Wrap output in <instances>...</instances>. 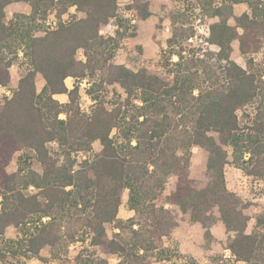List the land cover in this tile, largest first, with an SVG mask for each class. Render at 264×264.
Listing matches in <instances>:
<instances>
[{
    "label": "trees",
    "instance_id": "16d2710c",
    "mask_svg": "<svg viewBox=\"0 0 264 264\" xmlns=\"http://www.w3.org/2000/svg\"><path fill=\"white\" fill-rule=\"evenodd\" d=\"M240 2L248 8L237 18L241 33L221 21L211 25L208 41L229 61L237 40L246 66L229 61L223 80L201 79L189 42L193 31L175 21L167 43L169 60H177L166 81L112 61L113 39L101 30L117 16L118 0H0V86L9 87L15 61L26 64L17 87L0 103V236L10 226L23 229L33 222L34 232L19 241L24 255L39 257L48 248L58 264H110L102 257L71 262L69 247L88 240L116 256L115 264H152L153 257L165 256V239L178 226L166 207L174 205L205 228L207 239L217 212L230 234L232 258L264 264V211L248 233L249 203L227 189L224 173L231 165L264 180V0ZM13 3L27 4L30 13L8 18ZM71 7L84 17L64 21ZM53 11L56 24L45 27ZM80 50L84 60L77 58ZM38 74L44 80L40 92ZM68 77L88 81L95 100L89 113L80 110L79 85L66 87ZM114 84L123 101L111 109L97 104L96 93ZM59 94L67 102L54 98ZM255 98L254 117L241 127L238 112ZM194 147L211 151L206 167L216 173L212 187L200 188L190 177ZM25 151L34 153L40 171L9 173L12 156ZM170 179L175 187L164 195ZM30 187L35 193H26ZM124 195L134 211L126 220L118 218Z\"/></svg>",
    "mask_w": 264,
    "mask_h": 264
},
{
    "label": "rangeland",
    "instance_id": "374dc122",
    "mask_svg": "<svg viewBox=\"0 0 264 264\" xmlns=\"http://www.w3.org/2000/svg\"><path fill=\"white\" fill-rule=\"evenodd\" d=\"M147 4L145 7L144 4ZM248 11L245 3L240 0H118L117 16L108 25L104 26L101 34L110 36L113 39L110 53L112 61L118 65H123L133 72L145 71L151 75H157L168 81L172 78L171 63L176 61V57L169 60L168 39L170 38V25L177 21L183 23L184 27L192 29L193 37L189 40L195 44L194 59L200 62L198 70L201 79L207 77L223 80L225 69L232 61L242 67L246 66L247 57L239 50L238 41L231 42L229 61L218 56L217 46L208 41L209 29L211 25L226 21L230 27H236L238 33L241 29L237 25V18ZM7 16L12 18L14 14H29L30 7L25 3H16L7 8ZM142 16H144L142 18ZM84 17L83 13L71 7L62 17L64 21L74 18ZM53 20L56 22L55 11L51 12L46 22ZM45 27L46 24H45ZM42 35V32L37 33ZM77 58L84 60L82 51H78ZM26 64L21 59L15 61L11 67L14 77L22 76L25 73ZM38 92L41 91L44 80L40 75L36 79ZM68 87L73 89L79 85V105L80 110L89 113L95 105V100L87 93L89 86L81 87L83 81L67 79ZM87 85V83H86ZM9 90L13 89L9 87ZM97 104L102 103L107 109L117 106L125 98L123 90L118 85H108L105 89L96 93ZM7 97L0 92V103ZM259 99L255 98L242 111L238 112L240 126L249 125L254 117L255 108ZM63 118L64 116L61 115ZM115 142L118 146L122 144L120 137L114 132ZM52 151H57L55 144L50 145ZM101 145L98 141L93 144L94 152H98ZM230 152L231 149L228 148ZM211 151L207 147H194L192 149L190 177L200 188L212 187L216 182V173L206 167L207 159ZM18 168L32 169L40 171L34 153L31 151L19 152L12 156V160L7 167L9 173H13ZM226 185L229 191L235 192L238 196L249 203L246 213L250 217L247 232L250 233L255 225V218L264 211V180L248 179L244 182V174L241 170L226 165L224 168ZM175 180L167 181L163 194L167 195L175 187ZM26 193L33 194L35 190L30 187ZM174 215L178 226L175 232L165 239L167 252L162 260L153 257L152 264H242L236 262L227 250L229 233L219 214H213V221L210 226L211 238L205 236V228L198 222L191 220L188 214L183 213L177 206H166ZM134 215V211L127 206V196L122 197L118 218L126 220ZM30 222L27 227L17 229L8 227L4 235L0 236V264H58V260L50 258L49 249L41 251L39 257H32L23 254V249L19 243L27 235L34 232L35 226ZM109 234L113 232V226L107 225ZM71 262L77 257L89 259L102 257L115 264L116 256L105 255L95 247L90 246L89 241L76 242L69 247L68 253ZM73 263V262H72Z\"/></svg>",
    "mask_w": 264,
    "mask_h": 264
},
{
    "label": "crops",
    "instance_id": "0c3cea01",
    "mask_svg": "<svg viewBox=\"0 0 264 264\" xmlns=\"http://www.w3.org/2000/svg\"><path fill=\"white\" fill-rule=\"evenodd\" d=\"M13 4H16V3H13ZM13 4L9 5V6H12ZM7 6V8L9 7ZM7 8H6V11H7ZM7 14V12H6ZM8 17V16H7ZM9 18V17H8ZM10 73H11V82H10V85L9 87L12 88L13 90L17 87V84H18V80L21 78V76H17V77H14L12 72H11V68H10ZM40 75V74H38ZM38 75L36 76V79H38ZM41 76V75H40ZM67 79H72L71 77H68L66 78L65 80V85L66 87L70 90V87H68L66 81ZM37 82V81H36ZM37 84V83H36ZM9 87L7 88H4V87H1L0 86V92H3L7 97H10L11 95V91L9 90ZM55 99L59 100L60 102L64 103V102H67V95L66 94H59V95H55L54 96ZM252 177H248V176H245L244 175V182H246L248 179H251ZM227 187V185H226ZM228 189V188H227ZM235 193V192H234ZM230 253V252H229ZM241 263V262H240ZM243 264V263H242Z\"/></svg>",
    "mask_w": 264,
    "mask_h": 264
},
{
    "label": "built area",
    "instance_id": "2783aa9c",
    "mask_svg": "<svg viewBox=\"0 0 264 264\" xmlns=\"http://www.w3.org/2000/svg\"><path fill=\"white\" fill-rule=\"evenodd\" d=\"M45 24H46V26L53 28L55 26L56 22H54L53 20H50V21L46 22ZM83 83H85V85L84 84H81V87H82V85L84 87L85 86H89V83H88L87 80H83ZM86 83H87V85H86Z\"/></svg>",
    "mask_w": 264,
    "mask_h": 264
}]
</instances>
